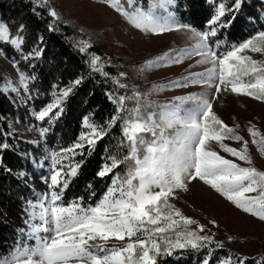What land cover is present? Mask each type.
Masks as SVG:
<instances>
[{
	"label": "snow or ice",
	"instance_id": "6c2138e0",
	"mask_svg": "<svg viewBox=\"0 0 264 264\" xmlns=\"http://www.w3.org/2000/svg\"><path fill=\"white\" fill-rule=\"evenodd\" d=\"M37 3L47 6V0H37ZM104 3L143 33L160 35L179 28L191 31L195 39L191 47L170 50L145 61V68L180 65L193 56L200 58L195 61L196 64L211 65L203 72L189 73L179 80L153 85L154 90L187 87L191 82L214 88L216 94L231 92L264 101V61L247 54H264V31L229 46L223 52L217 50L222 41H216L215 46L209 42L210 37L217 36L219 28L226 26L221 18L233 9H226L220 3L207 21L206 30L197 31L188 25L177 24L170 13L167 16L161 13V10L167 11L174 0H153L147 7L142 6L140 0H104ZM240 4L241 0H235L234 9L238 10ZM49 15L58 18L57 12L51 8ZM23 27L22 24L18 26L20 30ZM22 43L21 36H11L9 26L0 22V44L20 49ZM87 47L88 43L83 42L80 51H85ZM41 51L34 49L23 58L39 56ZM99 62L100 57H92L94 71H102ZM12 63L16 66V61ZM30 79L34 77L19 73V82L25 91ZM73 83L79 84L80 80ZM8 90L18 92L8 83L0 88V94ZM71 91V87L61 89L52 103L35 114L36 119L44 120L53 113V109H60ZM133 96L137 104L132 109L126 108L125 101L133 97L113 99L117 104L116 115L109 123L120 122L121 145H125L127 151L122 158L107 157L110 163H105L97 173L101 177L113 174L101 198L87 207L79 202L58 203L61 193L80 168V163L74 159L77 150L87 145L91 151L97 141L107 134L106 128L94 125L85 118L84 125L89 131L82 132L78 141L69 148L52 154L51 183L48 185L52 191L43 199H37L35 204L29 202L33 210L27 222L29 239L35 243L18 244L9 258H0V264H157L159 257L172 256L178 250L208 248L215 241L211 235L200 234L205 230L204 225L186 217L171 203L177 191H188V184L197 179L236 208L264 221V171L251 166L248 141L217 116L208 98L203 95L177 97L178 103H169L160 106L159 111H152L141 103V93L135 91ZM61 111H56L54 115L58 117ZM125 112L127 115H122ZM247 131L252 144L264 156V135L254 125ZM45 132L47 129H41V135ZM146 134H150V140ZM225 140L242 142L241 147H231L224 143ZM211 142L249 166L242 167L234 160L221 156L211 149ZM7 147V144H0V149ZM62 161H67V164ZM121 165H127L125 172H114ZM35 220L39 223H31ZM210 223L215 225V221ZM192 225L196 228H191ZM112 239L123 243L109 245ZM217 247L222 248L223 245L217 243ZM207 255L212 256V250ZM246 259L240 257L233 261L229 254V258L219 264H245ZM253 259L255 264H264V257ZM201 264H209V260L205 258Z\"/></svg>",
	"mask_w": 264,
	"mask_h": 264
},
{
	"label": "rangeland",
	"instance_id": "374dc122",
	"mask_svg": "<svg viewBox=\"0 0 264 264\" xmlns=\"http://www.w3.org/2000/svg\"><path fill=\"white\" fill-rule=\"evenodd\" d=\"M141 5L148 6L142 2ZM171 7L172 4L167 7V11L161 10V13L165 16L170 13L177 24L186 25L177 19ZM50 8L57 12L58 18H63L64 22L84 31L85 35L75 34L77 41L80 38L81 41L85 39L88 44L100 45L106 54L119 57V71L124 74L122 77L142 88L145 95L158 100L150 103L152 111H159L160 106L169 103H178L177 97L203 95L208 98L217 116L248 141L251 166L264 171V156L252 144V138L247 131L254 125L264 135V101L231 92L216 94L214 88L191 82L187 87L153 89V85L167 84L168 81L179 80L189 73L203 72L211 66L196 64L195 61L200 58L193 56L180 65L151 69L144 67L145 61L153 60L170 50L191 47L195 39L188 28H179L160 35L143 33L127 23L104 0H47L42 15H46L49 21L44 25H37L29 21L20 0H0V22L9 26L11 36L19 35L23 38L20 49L0 44V88L11 83L18 90H8L0 94V144L8 145L7 148L0 149V258H9L10 253L20 243H35L29 239L30 227L27 222L33 211L29 202L35 204L37 199H43L52 191L48 187L51 183L52 154L69 148L78 141L82 132L89 131L84 125L85 118L94 125L106 128L107 134L97 141L91 151L87 145L84 149L77 150L78 154L74 159L80 163V168L61 193L58 203L67 205L79 202L84 207L94 205L111 183L113 175H97L105 163H110L100 153L99 148L101 142L109 136L111 118L98 115L95 108L86 105L87 94H77L75 91L77 84L73 82L80 79L78 76H70V68L64 63L59 42L50 30V26L53 28L51 22L55 19L49 15ZM21 24L24 26L22 30L18 28ZM81 45L78 43L75 46ZM34 49L42 50L41 54L23 58ZM247 54L264 61V54ZM13 60L16 61V66H13ZM21 72L34 77L28 80L27 91L19 82ZM69 87L72 91L63 100L60 109H53L49 117L37 120L35 114L52 103L61 89ZM214 96L217 98L214 99ZM70 97L75 99L66 105L65 101ZM56 111H61L58 117L54 115ZM41 129H47V132L41 135ZM224 143L240 148L242 142L225 140ZM210 147L242 167L249 166L223 152L215 142H211ZM3 151L10 156L2 160ZM62 163L67 164V161ZM171 203L183 215L204 225L205 230L200 234L211 235L215 241L209 245L210 248H218L219 243L225 249L236 251L239 257H264V221L236 208L202 181L197 179L190 182L188 191H177L176 198ZM210 221H215V225ZM31 223L36 224L39 221ZM190 227L195 229L196 225ZM121 243L123 242L115 239L109 241V245ZM225 259H228L225 255L221 256L216 264Z\"/></svg>",
	"mask_w": 264,
	"mask_h": 264
},
{
	"label": "trees",
	"instance_id": "16d2710c",
	"mask_svg": "<svg viewBox=\"0 0 264 264\" xmlns=\"http://www.w3.org/2000/svg\"><path fill=\"white\" fill-rule=\"evenodd\" d=\"M144 5H148L153 0H140ZM220 3L225 5L226 9H233L227 11L221 21L226 26L219 28L216 37H210V44L215 46L216 41H222L223 44L217 50L225 51L229 46L236 45L244 40L254 36L259 31H264V0H241L238 10L234 9L235 0H174L171 10L176 15L177 19L197 31L206 30L207 21L215 13L216 7ZM21 7L27 12L30 22L37 25H44L49 18L44 14L45 7L38 5L37 1L20 0ZM47 17V18H46ZM52 20V19H51ZM50 20V21H51ZM231 23H228V22ZM52 34L58 40L61 54L64 63L70 68V76H78L80 83L75 87L77 94H87L86 105L90 108H95V112L103 117H112L116 115L115 109L117 104L113 99H118L120 96L133 97L126 99L125 106L132 109L136 106L137 100L133 96L135 91L141 93V103L148 106L150 110V103L158 100L145 95L142 88L131 82L129 79L122 77L119 71L121 60L118 56L112 57L111 54L103 52L102 47L97 44H88L89 47L85 51H80V47L75 45L85 42V39L77 41L75 34H84V31L77 29L69 22H64L63 18H55L51 22ZM93 56L100 57V67L102 71H94L91 66V59ZM65 65V66H66ZM107 73L108 75H104ZM124 85V87H121ZM111 97V99H110ZM75 98H68L65 101L66 105L71 103ZM127 115V113H122ZM150 140V134H146ZM121 127L118 121L110 126L109 136L101 142L99 148L100 153L106 157L117 156L122 158L126 154L127 147L121 145ZM6 151L1 153V158L9 157ZM127 165H121L116 172L123 174ZM212 250V256L207 253ZM222 254V255H221ZM235 261L240 258L236 251L222 248H201L198 251L192 249L178 250L172 256H162L158 258L157 264H199L205 258L209 260V264H216L218 258L226 256ZM245 264H255L253 258L245 260Z\"/></svg>",
	"mask_w": 264,
	"mask_h": 264
}]
</instances>
